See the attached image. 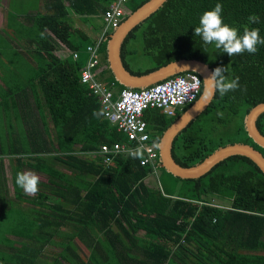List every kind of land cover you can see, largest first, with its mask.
I'll list each match as a JSON object with an SVG mask.
<instances>
[{
    "label": "trees",
    "instance_id": "obj_1",
    "mask_svg": "<svg viewBox=\"0 0 264 264\" xmlns=\"http://www.w3.org/2000/svg\"><path fill=\"white\" fill-rule=\"evenodd\" d=\"M111 1L42 0L39 5L36 0L31 13H25L32 27L22 34L20 24L14 27L20 16L8 14L2 33L23 41L12 54L22 55L17 61L32 69L18 76L0 72L5 85L0 113L11 126L21 123L24 133L0 136V158L7 155L14 162L11 180L17 197L24 195L15 182L17 172L28 168L43 173L45 181L28 197L32 206L27 212L14 214L13 205L5 197L0 200L8 213L2 216L0 264H264V173L249 157L233 154L198 177L181 178L160 167L159 155L156 168L140 165L141 157L131 155L108 166L81 156L102 143L126 141L104 117L99 96L80 81L86 48L95 40L73 20H100ZM146 1L125 0L122 21ZM217 3L223 6V23L238 35L247 27L259 29L264 38V0H165L128 33L121 49L125 68L136 75L195 58L212 70L225 67L226 80L239 77L237 90L223 97L216 92L174 139L173 157L185 167L233 143L249 144L264 156V147L244 126L250 109L264 102V45L258 44L254 54L230 57L196 36L200 17ZM253 15L258 23L249 21ZM107 40L99 47L100 77L118 92L125 86L108 66ZM134 40H142L151 62L136 71L128 63L137 52L127 47ZM61 45L68 49L62 57L56 53ZM0 55L18 63L8 52L0 50ZM143 118L155 144L176 119L159 108L145 110ZM256 125L264 135V112ZM0 171L4 185L1 159ZM149 176L156 184L148 182Z\"/></svg>",
    "mask_w": 264,
    "mask_h": 264
},
{
    "label": "built area",
    "instance_id": "obj_2",
    "mask_svg": "<svg viewBox=\"0 0 264 264\" xmlns=\"http://www.w3.org/2000/svg\"><path fill=\"white\" fill-rule=\"evenodd\" d=\"M125 0L109 2L103 17V28L95 44L87 46L88 59L81 69L80 81L88 84L92 93L99 96L104 117L126 136L125 142L100 144L97 148L80 152L86 159H97L106 166L119 156H130L137 148L142 151L140 165L157 166V145L149 139L147 121L143 112L159 108L168 116L175 115L182 108L196 101L201 93L202 80L195 72H184L155 82L141 89L123 88L116 91L113 83L107 85L100 77L99 47L107 33L117 28L125 15L122 4ZM77 58V53H73ZM143 161V162H142Z\"/></svg>",
    "mask_w": 264,
    "mask_h": 264
},
{
    "label": "water",
    "instance_id": "obj_3",
    "mask_svg": "<svg viewBox=\"0 0 264 264\" xmlns=\"http://www.w3.org/2000/svg\"><path fill=\"white\" fill-rule=\"evenodd\" d=\"M165 0H148L143 3L114 30L107 41V61L111 73L123 86L132 88L144 87L174 74L193 71L202 80V92L192 106L177 120H175L163 133L159 142L160 167L181 178H195L209 171L215 164L224 158L241 154L249 157L264 173V156L251 145L245 143H233L218 147L201 162L185 167L179 164L173 157L172 145L179 132L210 104L211 100L203 99L204 81L210 76L212 69L205 62L195 58H182L171 61L159 68L142 75H134L128 71L122 63L120 50L121 44L127 34L141 21L156 11ZM214 97V96H213ZM212 97V98H213ZM264 112V102L250 109L244 117V126L248 135L260 146L264 147V135L259 131L256 121Z\"/></svg>",
    "mask_w": 264,
    "mask_h": 264
},
{
    "label": "crops",
    "instance_id": "obj_4",
    "mask_svg": "<svg viewBox=\"0 0 264 264\" xmlns=\"http://www.w3.org/2000/svg\"><path fill=\"white\" fill-rule=\"evenodd\" d=\"M18 0H14V2H17ZM112 1H115V0H112ZM42 2V0H39L38 4L40 5ZM24 2H22V5H23ZM3 5L5 4H2L0 3V50L4 51L5 53H10V57H12L13 59V62H18V63H8L7 60L4 58V57H1L0 55V72H7V71H11L15 74V76H18V71H21V72H29L32 68H30V66H28V64H21L19 61H17V57L19 56L20 58H23L22 55H14L12 54V51H14V49H17V48H22L24 46V44L21 42V41H17V37L15 36L14 38L11 37V38H8L9 36H6V34L4 35L2 33V30L3 29H6V23H7V16H5V13L6 11H4L3 9ZM34 5H37L36 3V0H32L31 3H30V8L29 9H26V10H22V14L20 15L18 21H14V24L16 28H19V27H23L25 29V31H21L19 33H26L27 29L29 30V27H32V24H31V20L29 21L28 18H27V15H25L26 12L30 11L31 13V10L33 8ZM127 11V14L129 13V10L126 9ZM103 15V14H102ZM125 16V15H124ZM127 16V15H126ZM128 17V16H127ZM92 19V18H91ZM73 20H75L74 22L76 23V20L79 21V25L78 24H75V26H79V27H82L86 33L91 36L93 39H96L97 36L100 35L101 31H102V28H103V17L101 16V19L98 20L101 24V27H100V30H96L95 29V26L94 24H90V26L87 25L88 21L87 22H82L77 16H73ZM123 20V19H122ZM121 20L120 24L123 22ZM20 24V25H19ZM16 25H19L16 26ZM22 28V29H23ZM116 29V28H115ZM115 29H112L110 30V34L108 37H110V35L114 32ZM16 31V30H15ZM12 33V32H11ZM13 34V33H12ZM20 35V34H19ZM18 35V36H19ZM128 35V34H127ZM126 38V37H125ZM125 38L123 40V43L125 41ZM6 41L7 45H5V43H3V41ZM108 41V40H107ZM21 43V44H20ZM123 43L121 44V48H122V45ZM131 41L128 42V44H130ZM12 47V49H10ZM129 48V46H127ZM59 56H64L66 53H68V49L66 48V46L64 45H61L60 49H58V51L56 52ZM135 55V54H134ZM120 56H121V60H122V63L124 65V61H123V58H122V55H121V50H120ZM129 59V58H128ZM136 61V57H134L133 59H129L128 63H130V67L133 69V70H139L143 67L141 66H133L132 64ZM169 63V62H168ZM125 66V65H124ZM104 68V66H102V69ZM128 70V69H127ZM155 70V69H153ZM151 70V71H153ZM129 71V70H128ZM149 71V72H151ZM184 72H187V71H184ZM184 72H180V73H184ZM190 72H193V71H190ZM131 73V72H130ZM148 73V72H147ZM180 73H177V74H180ZM133 74V73H132ZM143 74H146V73H143ZM177 74H174V75H177ZM136 75V74H134ZM138 75V74H137ZM142 75V74H140ZM174 75L172 76H169L167 78H170V77H173ZM166 79V78H165ZM163 80V79H162ZM161 81V80H160ZM158 82V81H157ZM153 84V83H152ZM151 84H148L144 87H139V88H133V89H141V88H145V87H148L150 86ZM3 88L5 89V85H3L1 82H0V110H2L1 106L3 104V101L5 100V98H2V92H3ZM125 88H132V87H128V86H125ZM194 103V102H193ZM192 103V104H193ZM192 104L187 108L185 109V106L182 107V108H178L175 112V116L177 120L180 116H182L191 106ZM189 105V104H188ZM150 109H153V108H150ZM163 112V111H162ZM2 113H3V110H2ZM4 114V113H3ZM165 114V113H164ZM166 115V114H165ZM168 116V115H167ZM169 117H172V116H169ZM0 118L3 119V123H2V120L0 122V136H2V134L6 137V134H9L11 131H13L14 133H16L18 136H23L24 133L22 134L23 132V126L21 123H18V124H15L14 126H11V124L7 123L9 122L8 121V118L5 117H2V114L0 113ZM174 120V121H175ZM173 121V122H174ZM51 126V125H49ZM168 128V127H167ZM10 131V132H9ZM164 133V132H163ZM180 133V132H179ZM163 136V134H162ZM162 138V137H161ZM176 138V137H175ZM161 140V139H160ZM1 141V140H0ZM174 142V141H173ZM157 145V148L159 146V143L156 144ZM173 147V145H172ZM172 150V149H171ZM158 152V155H159V150L157 151ZM157 155V156H158ZM1 159V163H2V169H3V177L5 179L4 180V186H5V189H6V194L4 196H0V200L2 198L5 197L6 201L7 202H10V204L13 205V208L10 207V210H12L11 212L14 213V214H17L21 211H25L27 212L28 209L30 208V206H32L31 204H27L26 201H28V197L29 196H33V195H29V194H26L25 192L24 195H20L17 197V192L15 193L14 192V187H13V184H12V173H13V169H14V162L12 160V158L10 156H3L0 158ZM159 161H160V156H159ZM23 172H32L34 173L35 175L39 174V181L43 182L45 181V175L43 173H38L36 171H33L31 169H28V168H24ZM2 176L1 174V171H0V177ZM44 176V177H43ZM16 197H15V196ZM36 195V194H34ZM22 196V197H21ZM29 202V201H28ZM15 205V206H14ZM34 206V205H33ZM7 210L6 208H0V231L3 232L4 231V228L6 226H4L2 224V216L3 215H7ZM9 238L11 239H16L14 236H10ZM17 242V241H16Z\"/></svg>",
    "mask_w": 264,
    "mask_h": 264
},
{
    "label": "clouds",
    "instance_id": "obj_5",
    "mask_svg": "<svg viewBox=\"0 0 264 264\" xmlns=\"http://www.w3.org/2000/svg\"><path fill=\"white\" fill-rule=\"evenodd\" d=\"M222 11L223 6L217 3L214 9L204 12L200 17L199 26L194 28V33L200 36L204 43H215L216 48H222L230 57L245 51L254 54L258 44L264 45V38L259 36V29L249 30L245 27L243 34L238 35L237 29L223 23ZM249 21L258 23L259 19L253 15L249 17ZM224 73L225 67H217L205 78L202 94L205 101L211 100L216 92L223 97L229 91H235L240 87L239 77L229 81L226 80ZM130 155L133 158H140L142 151L137 148ZM15 182L26 194L34 195L38 191L39 177L32 172H17Z\"/></svg>",
    "mask_w": 264,
    "mask_h": 264
},
{
    "label": "rangeland",
    "instance_id": "obj_6",
    "mask_svg": "<svg viewBox=\"0 0 264 264\" xmlns=\"http://www.w3.org/2000/svg\"><path fill=\"white\" fill-rule=\"evenodd\" d=\"M31 1L32 0H18L17 2H14V0H0V3L5 4V5H3V9H4V11H6L5 16L8 17V14H12L13 12L20 16L22 14V10H26V9L30 8ZM22 2H24L23 5H22ZM78 23H79V21L76 20L75 24H78ZM94 23H96L97 26ZM98 23L100 24V22L98 20H95L93 18V19L88 21L87 25L90 26V24H92V25L94 24L95 29L99 31L100 27H98V25H99ZM128 46H129V48H136V50H137V52L135 53V56H134V57H136V61L132 64L133 66L147 67V66L151 65L149 58L143 54V42H142V40L131 41V43L128 44ZM228 135H229L228 133L222 134V137L225 138ZM37 176L39 177V174H37ZM147 180L151 185L156 184V178L153 176H149L147 178ZM3 187H4L3 183L0 182V196L6 194L5 193L6 191H4L2 189ZM140 233H143V232L140 231ZM49 249L50 248H47L48 251H49ZM47 256L49 258H52V256H50V255H47Z\"/></svg>",
    "mask_w": 264,
    "mask_h": 264
},
{
    "label": "bare ground",
    "instance_id": "obj_7",
    "mask_svg": "<svg viewBox=\"0 0 264 264\" xmlns=\"http://www.w3.org/2000/svg\"><path fill=\"white\" fill-rule=\"evenodd\" d=\"M175 76V75H174ZM164 80V79H163Z\"/></svg>",
    "mask_w": 264,
    "mask_h": 264
},
{
    "label": "flooded vegetation",
    "instance_id": "obj_8",
    "mask_svg": "<svg viewBox=\"0 0 264 264\" xmlns=\"http://www.w3.org/2000/svg\"><path fill=\"white\" fill-rule=\"evenodd\" d=\"M122 49V48H121Z\"/></svg>",
    "mask_w": 264,
    "mask_h": 264
}]
</instances>
